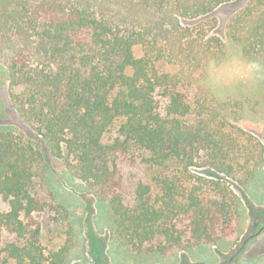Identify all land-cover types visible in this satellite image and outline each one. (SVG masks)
<instances>
[{"label":"trees","instance_id":"1","mask_svg":"<svg viewBox=\"0 0 264 264\" xmlns=\"http://www.w3.org/2000/svg\"><path fill=\"white\" fill-rule=\"evenodd\" d=\"M235 1L0 0V65L30 129L0 125V264L70 261L74 228L49 157L106 205L113 242L133 257L238 245L235 189L264 167V139L238 124L259 104L205 85L227 43L264 64V0L214 35L210 16ZM46 215L67 234L51 247Z\"/></svg>","mask_w":264,"mask_h":264},{"label":"rangeland","instance_id":"2","mask_svg":"<svg viewBox=\"0 0 264 264\" xmlns=\"http://www.w3.org/2000/svg\"><path fill=\"white\" fill-rule=\"evenodd\" d=\"M247 1L226 4L210 16L218 21L214 35L225 37L228 20ZM227 50V60L219 66H211L205 85L223 100L248 97L251 104L258 102V106L244 112L238 125L264 139V64L243 61L230 43H227ZM7 79L5 68L0 65V125L28 133L30 129L19 120L10 102ZM48 180L57 199L68 209L74 228L76 243L68 264H264V167L258 170L247 188L235 189L242 201L244 216L238 245H200L171 256L136 258L128 253L127 247L119 248L111 237L112 219L108 208L66 169L60 159L49 157ZM4 209L6 205L0 200V210ZM38 220L44 227L45 246H55L66 238L67 234L62 226L54 223L52 215L38 217Z\"/></svg>","mask_w":264,"mask_h":264}]
</instances>
